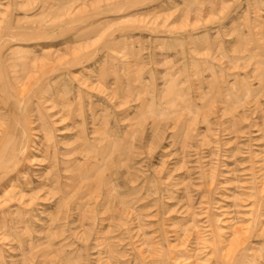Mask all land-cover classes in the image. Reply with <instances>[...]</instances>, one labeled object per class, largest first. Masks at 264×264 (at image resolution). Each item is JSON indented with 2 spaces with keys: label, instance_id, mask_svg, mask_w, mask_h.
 Wrapping results in <instances>:
<instances>
[{
  "label": "rangeland",
  "instance_id": "obj_1",
  "mask_svg": "<svg viewBox=\"0 0 264 264\" xmlns=\"http://www.w3.org/2000/svg\"><path fill=\"white\" fill-rule=\"evenodd\" d=\"M0 264H264V0H0Z\"/></svg>",
  "mask_w": 264,
  "mask_h": 264
},
{
  "label": "bare ground",
  "instance_id": "obj_2",
  "mask_svg": "<svg viewBox=\"0 0 264 264\" xmlns=\"http://www.w3.org/2000/svg\"><path fill=\"white\" fill-rule=\"evenodd\" d=\"M229 253V252H228Z\"/></svg>",
  "mask_w": 264,
  "mask_h": 264
}]
</instances>
